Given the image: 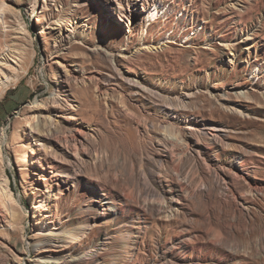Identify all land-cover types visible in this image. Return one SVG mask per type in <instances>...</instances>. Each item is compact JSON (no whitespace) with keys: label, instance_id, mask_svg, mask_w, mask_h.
Listing matches in <instances>:
<instances>
[{"label":"rangeland","instance_id":"1","mask_svg":"<svg viewBox=\"0 0 264 264\" xmlns=\"http://www.w3.org/2000/svg\"><path fill=\"white\" fill-rule=\"evenodd\" d=\"M0 10V264H264V0Z\"/></svg>","mask_w":264,"mask_h":264},{"label":"bare ground","instance_id":"2","mask_svg":"<svg viewBox=\"0 0 264 264\" xmlns=\"http://www.w3.org/2000/svg\"><path fill=\"white\" fill-rule=\"evenodd\" d=\"M36 6H37V4H36ZM34 7L33 9H34V13H35V8H37V7ZM2 8H4V7H2ZM6 8V7H5ZM7 9V8H6ZM147 10L149 11V13H148V18H149V21H151V19H156L157 17H158V12L156 11V9H151L150 7H147ZM0 12H1V10H0ZM120 15H122V14H120ZM3 19V18H2ZM119 20L120 21H122L123 20V18H122V16H119ZM130 23V22H129ZM129 25H131V24H128V26ZM10 82H7V83H5L4 82V84H1L0 85V95L2 94V91H3V89L4 88H6V86H8V84H9ZM62 92H67V90H64V88H63V86H61V85H59L58 87H57V89H56V91H55V93H53V102H55V100L57 99V98H59V97H61L62 96ZM65 102H67V101H65ZM41 103H43V102H41ZM41 106V105H40ZM27 125V124H26ZM29 142V141H28ZM67 147V146H66ZM29 148H30V150H29V153H31V154H33V155H37V151L30 145L29 146ZM76 151V150H75ZM38 157V156H37ZM2 176V175H1ZM5 176L3 177L2 176V178H1V180L3 179L4 181V183L3 184H5L6 185V188L8 187V180H7V178H5ZM8 189H9V187H8ZM3 190V189H2ZM7 190V189H6ZM4 192V191H3ZM8 192H9V190H8ZM7 193V192H6ZM7 194H9L10 195V193H7ZM6 195V194H5ZM3 196V195H2ZM12 196V195H11ZM9 200H12V199H9ZM13 201V200H12ZM12 201H11V203H12ZM7 202V201H6ZM4 204V203H3ZM1 207V206H0ZM35 207V206H34ZM2 208V207H1ZM22 210V209H21ZM5 212V211H4ZM12 212V211H11ZM13 214H16L15 212H13ZM10 216H13V215H10ZM15 216H17V214L15 215ZM15 216H13L14 218H15ZM14 220H16V219H14ZM37 220V219H36ZM41 220V219H40ZM7 222V221H6ZM47 222V221H46ZM48 224V223H47ZM3 228V227H2ZM9 228H11V227H9ZM1 242V241H0ZM102 246V245H101ZM99 248V247H98ZM90 254L91 255H98V253H97V250H94V249H92V251L90 252Z\"/></svg>","mask_w":264,"mask_h":264}]
</instances>
